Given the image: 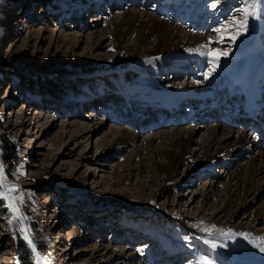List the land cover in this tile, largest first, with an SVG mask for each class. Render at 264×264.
Masks as SVG:
<instances>
[{"label": "rangeland", "instance_id": "374dc122", "mask_svg": "<svg viewBox=\"0 0 264 264\" xmlns=\"http://www.w3.org/2000/svg\"><path fill=\"white\" fill-rule=\"evenodd\" d=\"M213 3L0 0V162L8 180L23 192L26 217L19 228L10 223L14 214L0 200V264H38L37 252L46 264H199L204 257L211 264L236 259L264 263V253L249 243L264 228V170L255 172L260 165L264 169V156L259 155L263 138L229 164L202 167V173L193 170L191 181L180 180L169 189L137 169L149 155L146 141L155 137L156 148L162 144L161 133L193 127L197 133L191 149L200 155L209 125L220 124L232 134L246 128L249 139L252 127L259 126L250 114L237 125L233 112L235 104L245 103L244 96L236 93L232 102L226 75L241 54L263 56L264 25L250 17L247 31L238 39L224 37L218 43L216 29L235 34V21L241 17L234 6L244 4L219 0L213 8ZM131 11L177 26L184 36L203 34L213 40L209 48L229 55L222 56L216 72L205 79L211 66L206 57L197 66L196 60L182 61L178 54H134L130 44L137 42L136 33L125 36L120 45L112 35V22ZM205 23L207 28L199 29ZM259 26L262 49L253 43ZM245 47V52L240 50ZM187 64L193 70L182 71ZM183 87L191 88L192 94L179 98ZM205 87L219 93L214 101L218 107L212 108L210 98L193 96ZM150 88L174 93L179 106L152 102L146 96ZM259 99L264 109V89ZM191 113L198 117L194 122ZM216 114L229 123H221ZM121 129L137 133V139L114 144ZM194 166L191 161L182 163L177 178ZM248 169L255 172L249 178L251 193L245 196L242 186L235 203L227 206V186L234 185L237 174L245 180ZM211 220L236 233L252 227V236L219 239L217 247L210 248L202 229L211 226ZM21 228L33 239L34 248ZM23 244L30 252L20 253Z\"/></svg>", "mask_w": 264, "mask_h": 264}, {"label": "bare ground", "instance_id": "6f19581e", "mask_svg": "<svg viewBox=\"0 0 264 264\" xmlns=\"http://www.w3.org/2000/svg\"><path fill=\"white\" fill-rule=\"evenodd\" d=\"M234 7L238 9H242L239 6H234ZM118 20L112 22L113 24L112 35L114 36L113 40L119 43L120 45L121 40L125 36L127 35L130 36L129 34L136 33L137 35L136 38H138L137 42L130 44L131 50L135 51L134 54H139L140 50L149 56L162 55L164 57L167 56L172 57V55L178 54L179 55L178 58H181L182 61H186L187 58L194 59V61L196 60L197 62V66H201L203 61H205V57L201 56L196 51H190V50H195L197 48H200L201 45H204L209 41H213L212 39L205 37L203 34H193L192 32H186L184 36V31H182L179 27L177 26L173 27L171 26V24L165 21H161L158 18L147 13L141 15L137 12L131 11L124 13L121 20L120 21ZM256 20L258 24L264 25V19H256ZM192 24L196 25L195 23ZM207 24L208 23L202 24L199 29L203 30L207 28L208 26ZM197 27L198 26H196V29ZM261 33L262 32H260V26H259L257 35L253 39V43L256 42V45L262 49L263 44L261 43V41H259ZM230 35L231 34H228L225 35L224 37L230 38ZM151 37H153V42H151ZM149 43H152L153 45L156 44V46L148 47L147 44ZM142 46L145 47L144 50L141 49ZM245 49L246 47L240 50H243L245 52ZM201 50L206 51L207 48ZM262 51H264V49ZM254 55L253 53H247V52L243 53V55L241 54L237 58V61L235 62L234 69L231 67V70H227L226 87H229L230 89L229 92H231L230 95H232L231 97L232 102L235 104V98H233V95L236 93L240 94V96L243 95L244 96L243 103L246 102V104L244 103L242 106L235 104L238 108L236 107V109L234 110L233 116L235 117V119H239L240 121V123H237V125L239 124L243 125L242 121L246 120V118H244L245 116L241 115L242 110L243 112L251 111L252 109L256 111L258 107H260L261 105V100L259 99V92L262 89H264V66L262 65L261 62H259L258 60L259 56H254ZM262 55L263 56L259 58L264 59V52ZM227 61L229 62L230 60ZM188 64L191 67H193V64L191 63ZM188 64L186 65L185 69L183 67L182 71L188 72L190 70H193L195 66L192 69H190V66ZM200 90H201L200 92H195V93L193 92V96H195V98H199V99L210 98L211 102L209 104L211 105L213 103L212 108L218 107L216 105L217 101L215 103L214 101L217 99L216 95L219 93L208 90L206 89V87L201 88ZM191 91H192L191 88L183 87L179 92L180 97L177 96L176 99L188 96ZM173 94L174 93L172 92L167 93L165 91H162L161 89L150 88L146 90V96H148L149 100H151L152 102L160 101L161 104L169 108H172L173 106L175 107L179 106L177 102L173 101L175 95ZM199 104L204 106V101L201 100ZM195 113H197V111H195ZM216 115L217 117L222 118L221 114H216ZM190 116H192L191 117L192 122L195 121V118L198 119V117L194 118L192 113L190 114ZM220 120H223V118ZM230 120H232V122L235 123V120L232 119L231 117ZM260 122L261 125L264 126V119H261ZM221 123L227 124L229 122L223 120ZM206 128H207V132L205 133H207V139L205 144H204L205 141L204 140H203L204 142L202 141L203 142L202 144H204V150H203L204 152L203 153L200 152L201 153L200 155L197 152H194L193 151L194 149L193 150L191 149V144L195 142V134L197 133V131L193 127L192 128L185 127L180 130L177 129V130H171V132L161 133L160 134L161 136H159L158 139H162V144L158 145L156 148H154L153 146V141L156 139L155 137L147 140L146 142L149 143L147 145L148 147L146 146L145 149H147L149 155L139 164L137 168L138 171L140 173H143L145 171L148 172L149 174L151 173L153 175L152 179H154L156 183L158 182L160 185H162L163 186L162 189L163 188L169 189L174 184L179 185L180 180L181 182H186V180L191 181L193 177V170L194 172L198 171L202 173L201 172L202 167L208 169L214 166L218 162L221 163V161L229 164V162H231L235 157L242 155L247 149L251 148V146L259 143L260 140H262L261 129L257 127H252L253 133L251 134L253 135L251 136L250 139L249 136H246V134H248L246 132V128L241 129L242 131L240 130V132L233 133L236 136L233 135L230 130H226L220 124H215V125L212 124L207 126ZM118 131L120 133L118 134V132H116L118 136L115 134L117 138H115V140L113 139L114 140L113 143L117 145L119 144V146L123 145V143L131 142V141L133 142L138 137L137 133H134L127 129H121ZM259 155L262 157L264 156V149L260 151ZM188 161L194 163L195 165L194 168L193 169L188 168L186 173L182 177H179L178 179L177 173L179 171L180 165ZM252 169L251 170L248 169V171H246V173L249 174V176L246 178L248 180L246 179L244 180L242 179V177L239 178V174H237L233 178L236 181L234 185L230 184L227 186L226 188L227 190L225 191V194L227 196V201H226L227 206H230L231 204L235 203L234 201L236 199L235 196L240 192L242 186L244 188L243 190L245 191L244 195L246 196V194H248L252 189V187L251 188L249 187L250 185L249 178L253 177V173L257 171L261 172V170H264L261 167V165L255 172H253L254 170ZM243 171H245V168L244 169L242 168L240 170V172ZM191 173L192 175H190ZM212 189L213 192H216L214 190L217 189L216 185H213ZM230 190L234 192H230ZM260 218L264 219V212H262ZM216 223L217 222L214 220L210 221V225ZM225 223L228 224L229 221L226 220ZM251 228H246L245 231L247 233L252 232ZM259 236H264V228L262 230H259L253 236V238ZM196 247L201 248L198 245H196ZM230 263L250 264L244 260H237V259L233 260ZM230 263H226V264H230Z\"/></svg>", "mask_w": 264, "mask_h": 264}, {"label": "snow or ice", "instance_id": "6c2138e0", "mask_svg": "<svg viewBox=\"0 0 264 264\" xmlns=\"http://www.w3.org/2000/svg\"><path fill=\"white\" fill-rule=\"evenodd\" d=\"M218 2L219 0H214L212 7L215 8ZM243 4L244 7L237 10L238 15L241 17V19L236 20L234 24L237 30L235 34L230 35V39L233 41L238 39L240 35L247 31L249 17L254 19H264V0H243ZM216 32L221 36V39L217 42L223 43L224 36L228 34L227 29H225V32L222 33L221 29L218 28L216 29ZM211 43L212 41H209L208 43L201 45L200 48L190 50L196 51L201 56L206 57L209 65H211L208 69V72L205 73V79H208L213 73L216 72L219 67L220 58L222 56L226 57L229 55L227 51H220L217 53L215 49L209 48V44ZM204 48H208V51L205 52L201 50ZM0 200L6 201L10 211L14 214L9 222H15L16 226L19 228L26 219V217H24L22 214L23 192L17 185L8 180L2 162H0ZM200 224H203V222H200ZM20 230L21 234L24 236V239L34 248L35 245L33 243V239L30 238L23 228ZM202 231L205 232L208 237V239L205 240V243H207L209 247L213 249L217 247L215 242L216 240H228L233 236H242L244 239L249 240V237L252 236L251 233L247 232L236 233L230 228L225 231L224 229L218 228V226L215 224L204 227ZM256 241H259L260 243H256ZM249 243H251L253 247L258 248L260 252L264 253V236L255 237L249 240ZM36 256L38 258V264H46L39 252L36 253ZM199 264H211V261L208 260L207 257H204L199 261Z\"/></svg>", "mask_w": 264, "mask_h": 264}, {"label": "trees", "instance_id": "16d2710c", "mask_svg": "<svg viewBox=\"0 0 264 264\" xmlns=\"http://www.w3.org/2000/svg\"><path fill=\"white\" fill-rule=\"evenodd\" d=\"M23 248H20V253H28V252H30V248L28 247V245H25V244H23V246H22ZM29 258H30V256H29Z\"/></svg>", "mask_w": 264, "mask_h": 264}]
</instances>
